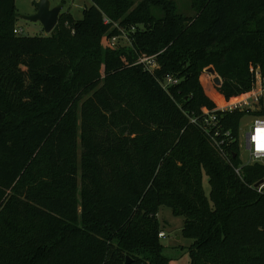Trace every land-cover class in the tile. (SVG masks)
<instances>
[{
	"label": "trees",
	"instance_id": "1",
	"mask_svg": "<svg viewBox=\"0 0 264 264\" xmlns=\"http://www.w3.org/2000/svg\"><path fill=\"white\" fill-rule=\"evenodd\" d=\"M91 2L24 36L15 0H0V264H175L162 205L185 218L190 264H264V164L243 162L238 141L247 113L191 119L264 75V0H190L189 16L175 0ZM112 23L136 26L132 44L111 46ZM166 74L181 78L169 90Z\"/></svg>",
	"mask_w": 264,
	"mask_h": 264
},
{
	"label": "rangeland",
	"instance_id": "2",
	"mask_svg": "<svg viewBox=\"0 0 264 264\" xmlns=\"http://www.w3.org/2000/svg\"><path fill=\"white\" fill-rule=\"evenodd\" d=\"M38 0H15L16 12L18 14V21H16L15 28H21L23 30L22 35L24 36H40L47 35L41 22L30 21L23 18L24 15L34 14L36 9V2ZM135 5L141 0H134ZM178 4L179 11L185 15H193L195 12L191 8L190 0H175ZM52 6L63 5L62 14H70L74 20L81 19L83 16V10L86 6L92 4L91 0H50ZM159 9L156 8V13ZM59 21V19H58ZM116 25L112 23L111 28ZM133 26V25H132ZM125 36L121 39L122 43L125 42ZM106 41V39H104ZM104 72V69L102 70ZM258 87V86H257ZM263 107H264V96H263ZM253 116L246 114L240 123L239 127V145H240V157L243 162L249 161V156L245 146L246 133L251 128V121ZM259 187V192L261 187ZM203 187L207 195L210 194V183L206 174L203 177ZM159 220L162 225V229L165 230L166 237L160 238L161 243L165 246V254L171 258L175 264H190L188 245L189 240L183 235V227L185 218L183 216L175 215L170 207L162 205L158 213Z\"/></svg>",
	"mask_w": 264,
	"mask_h": 264
},
{
	"label": "built area",
	"instance_id": "3",
	"mask_svg": "<svg viewBox=\"0 0 264 264\" xmlns=\"http://www.w3.org/2000/svg\"><path fill=\"white\" fill-rule=\"evenodd\" d=\"M105 22L108 23L109 19H105ZM120 31L119 35H114L110 37L109 43L113 47H117L118 45H126V44H132L133 33L137 30L136 26H131L130 29H126L125 27H121L119 25H116ZM14 32L16 34H22L23 30L21 28H15ZM123 36H125V42L122 43L121 39H123ZM137 63H141L144 66L145 70L148 71H155L160 67V63L157 60V54L156 55H142ZM256 78L253 89L246 94L242 98H238L234 100L233 102L218 107L214 109V111H211L207 113L203 120L198 122V118L192 117V122L195 124L201 125L203 129H208L210 126H216L218 123L217 119V112H233V111H241L246 112L247 114L253 116V120L251 121V128L246 133V141L245 146L247 149V153L249 156V161L245 162L247 164L259 162L264 164V115H258L254 114L253 111L261 109V99H263L264 96V75L262 73L261 69L256 70ZM181 78L172 75V74H166L164 76L163 81V88L166 90H169L170 86H174L180 82ZM258 86V87H257ZM237 173L240 174V167L235 168ZM262 188L261 191L264 189V183L261 184ZM260 187V186H259ZM260 191V192H261ZM159 236L161 238L166 237V233L164 231H161Z\"/></svg>",
	"mask_w": 264,
	"mask_h": 264
},
{
	"label": "water",
	"instance_id": "4",
	"mask_svg": "<svg viewBox=\"0 0 264 264\" xmlns=\"http://www.w3.org/2000/svg\"><path fill=\"white\" fill-rule=\"evenodd\" d=\"M63 5L52 6L50 0H38L36 2L37 11L32 15H24L23 18L34 21L41 22L46 33H51L56 27L59 19V15L62 11ZM214 72L213 69H211ZM219 79L217 78V82ZM264 183V179L257 182L255 185L260 186ZM132 258L130 256L127 257L125 264H131Z\"/></svg>",
	"mask_w": 264,
	"mask_h": 264
},
{
	"label": "bare ground",
	"instance_id": "5",
	"mask_svg": "<svg viewBox=\"0 0 264 264\" xmlns=\"http://www.w3.org/2000/svg\"><path fill=\"white\" fill-rule=\"evenodd\" d=\"M264 131V130H263Z\"/></svg>",
	"mask_w": 264,
	"mask_h": 264
}]
</instances>
